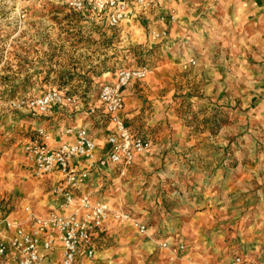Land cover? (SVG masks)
<instances>
[{
    "label": "rangeland",
    "instance_id": "374dc122",
    "mask_svg": "<svg viewBox=\"0 0 264 264\" xmlns=\"http://www.w3.org/2000/svg\"><path fill=\"white\" fill-rule=\"evenodd\" d=\"M189 1L169 3L161 16L158 5L149 8L148 16L139 12L111 27L52 0H0L1 215L27 213L26 206L41 208L51 193L56 194L48 179L29 174L22 147L39 139L36 130L43 128L55 136L61 127L87 126L96 142L103 144L109 131L107 115L98 106L104 74L147 66L153 72L141 82L152 96L145 93V102L157 105L144 112V117L156 119L142 130L152 139L151 152L127 168L121 165L120 171L93 175L86 184L90 192L94 189L93 196L129 212L145 224L146 231L108 218L105 223L110 225L96 239L95 257L85 264H236V256L264 264L263 218L251 219L258 221L254 224V238L260 240L254 243L260 244L257 249L250 244L243 248L248 244L239 239L197 238L198 233L176 239L163 228V218H192L209 198H224L219 185L237 184L241 176L246 182L241 191L227 194L264 201V0H225L227 22L218 19L214 27L202 22L201 40L198 33L189 38L188 31L180 36L173 30L178 24L190 26L185 12L191 7L207 17L217 3H223ZM249 7L256 13L242 15L241 9ZM163 29L166 37H153ZM199 40L208 48L206 56L198 49ZM212 72L225 83L220 96L218 83L209 81L217 74ZM52 88L74 94L78 111L65 107L34 114L10 104ZM54 121L57 129L52 128ZM250 164L258 168L256 177L244 170ZM240 166L245 175L237 169ZM181 239L184 249H178ZM224 243L234 247L224 248Z\"/></svg>",
    "mask_w": 264,
    "mask_h": 264
},
{
    "label": "built area",
    "instance_id": "2783aa9c",
    "mask_svg": "<svg viewBox=\"0 0 264 264\" xmlns=\"http://www.w3.org/2000/svg\"><path fill=\"white\" fill-rule=\"evenodd\" d=\"M52 1L75 13L93 16L111 27H117L123 21L137 17L139 12L141 14L158 5L162 10L168 9L169 3L179 0ZM166 36L165 29L153 35L154 38ZM152 72L147 66L122 68L115 72L112 81L103 82L99 104L111 125L106 136L109 144L107 156L98 155L96 139L87 126L64 127L57 144H54L51 133L38 128L39 139L23 144L22 150L33 176L60 175L52 190L63 197V211L50 210L39 215L26 206L24 209L35 224L31 228H26L17 219L0 215V264H84V260L95 257V239L108 218L126 221L138 232L146 231L145 224L129 212L113 209L105 200L93 199L84 186L90 177V170L95 166H105L111 161L127 168L137 155L151 148V141L133 134L120 113L125 106L124 89L132 81L143 80ZM78 103L74 94L52 88L36 96L17 98L10 104L16 109L46 114L56 109L76 107ZM90 111H95V108L90 107ZM164 246H167L166 242ZM184 247L181 243L178 249ZM53 252L58 254V259L51 257ZM235 263L255 264L242 256H236Z\"/></svg>",
    "mask_w": 264,
    "mask_h": 264
},
{
    "label": "crops",
    "instance_id": "0c3cea01",
    "mask_svg": "<svg viewBox=\"0 0 264 264\" xmlns=\"http://www.w3.org/2000/svg\"><path fill=\"white\" fill-rule=\"evenodd\" d=\"M205 0H203L200 4H203ZM223 5L219 3L218 6H216V10H213L210 14L207 13V17L204 15H200V11L198 8H196V12H193L192 9L193 7H191L187 13V15L189 16V18H187V25L190 24V26H186L183 27L182 25H177L176 29L173 30V34L175 35H180L183 36L184 35V31L187 32L188 31V36L189 38H195L196 34L198 33L199 36L198 39L201 38V36H204V30L203 27H205L203 25L202 22H205L206 24H210L211 27L218 26L219 20L221 19L223 20V22H227L226 21V16L230 15L229 14V7H225L227 4L225 3V0H221ZM244 3V0H238V2ZM188 3H192L191 1L187 0ZM249 4H251V2H249ZM232 9V8H231ZM236 9V7H235ZM153 10V9H152ZM159 10L158 13H160L159 16H161L162 14V9H157ZM149 11L150 9H147L143 12V15H149ZM249 13H256V12H252V9L249 7L247 9L242 8L241 9V14L242 15H246ZM193 19L192 21H189V19ZM228 18V17H227ZM230 19V18H229ZM232 20L233 17H232ZM163 22V21H162ZM235 22V20H234ZM164 24V23H162ZM189 30L194 31L192 34H195L192 36V34H190ZM213 31V29H211V32ZM202 32V34L200 33ZM201 40V39H200ZM198 41L197 45L199 46L198 49L201 53H203L206 56L207 53V46L206 45H200L201 41ZM206 58V57H204ZM212 60V59H210ZM217 72H212V74L214 75ZM107 74H104V79L112 81L114 79L115 75L112 76H106ZM151 77L148 76L147 78ZM221 77L219 73L215 74L212 78H210L209 81H213V82H217L219 85V91H218V95H222L223 92L225 91V83L224 81H221ZM134 80L132 81L125 89H124V100H125V106L124 109L122 110V112L120 113V115L123 117V119L125 120L126 124L128 125V127L130 129H132V133L133 134H137V135H145L143 134L144 132L143 127L145 125V123L149 124V123H154V121H156V119L154 117H150L147 118L146 116L144 117V112H148V111H152V107L155 108L157 107V105L151 106V103H147L145 102V93H148V96H152V93L150 90H147V88L143 85L144 82L141 81H146L147 80ZM105 80V81H106ZM154 82H152L150 85L151 87H153ZM156 91H154L155 93ZM153 103V101H152ZM79 105V104H78ZM78 105L76 107H74V111H78ZM99 107H101V105H98ZM149 108H148V107ZM73 108V107H72ZM71 108V109H72ZM81 109V108H79ZM73 111V110H72ZM147 121V122H145ZM140 124L139 128H137V130L135 129L134 126ZM107 129L111 128V125L109 124V122L107 121ZM59 127V125H57V123L54 121L52 122V128H56ZM64 127H61L59 130V132L57 133V135L53 136L54 138V144H57L59 138H61V130ZM57 129V128H56ZM135 131V132H134ZM138 132V133H136ZM142 132V133H140ZM147 136V135H146ZM58 138V139H57ZM146 138V137H145ZM151 141V148L149 150H147L146 152L139 154L136 156L135 161L137 159L138 162H140V158H144V156H146L147 154H149L151 152V149L153 147V142L152 139L148 138ZM163 140H165L166 138H162ZM156 149V148H154ZM109 150V144L104 141L103 144H98L97 142V153L100 157H105L107 156ZM23 151V150H22ZM25 157V156H24ZM26 160V159H25ZM27 162V160H26ZM256 164H250V168H244L245 171H249L248 174H252L254 175V177L257 176V173H255V171L258 170V168H256L255 166ZM27 166H28V170L30 171L29 174L31 176L32 172H31V168L27 162ZM121 164L119 163H113V162H108L105 166H98L92 170H90V177H92L94 175H101V174H110L112 173V171L121 170ZM242 166H240L239 171H242ZM250 171H254V173H250ZM132 172V171H131ZM241 175H245V172L242 171ZM250 175V176H252ZM35 177V176H34ZM60 175L59 174H49L40 178H45L46 180L48 179L50 182L49 187L52 188L54 186V184L57 183L58 179H59ZM89 177V180H90ZM129 177V183L132 180V174L129 173L128 175ZM134 177V176H133ZM246 177H248V175H246ZM243 176H241L237 182V184H233V183H228V182H224L222 184L219 185V190L220 192H224V198H209L208 199V203L204 204L203 207H200L201 210L197 211L192 218H163L162 221H164V225L163 228H165L166 233H169L170 236L172 238H183L185 236H190L191 234L194 233H198L199 236H197V238H218L219 241L221 242V240L225 239V240H234V239H239L242 240V242L245 241V244L248 245H242L243 248H247L250 244V246L253 247V249H257L258 247H260L259 243L257 245H255V242H259L260 240L255 239V235L257 233V229L254 226V224H256L258 221H251L252 218H263L260 221V224L264 225V201H256L254 199H239V198H231L230 197V193L231 192H236L239 190L241 191V187L243 186L242 183L246 184V182L242 181ZM88 180V181H89ZM239 187V188H238ZM84 189L89 191L86 188V185L84 186ZM94 190L92 187L90 188V190ZM90 193L93 194L94 191H92ZM96 191V190H95ZM227 192H229V194H227ZM223 194V193H222ZM95 196V194H94ZM93 197V199L96 200H105L107 201L112 208L113 207L112 203H110L106 198H99L97 196ZM229 196V197H228ZM63 198L61 195H57V194H52L51 193V197L49 199V201H47L46 203H44L43 205H40L41 208L37 207L34 208L33 210L31 209V211L34 214H39V215H44L46 214L48 211L50 210H57V211H63ZM30 207V206H29ZM260 208V209H259ZM259 213L261 214V217L259 215ZM1 215V214H0ZM4 215V214H3ZM5 216H9V217H13V218H18L17 216H20V218H23V224L26 228H31L33 227L35 224L33 222V220H31L29 218V214L28 213H24V214H20V212H11L8 215ZM210 218L213 219V224H210ZM214 218H218L219 220L216 221ZM239 218V219H238ZM110 225V222H107L104 224L102 230L100 232H102L103 230L106 229V227H108ZM209 227H212L211 229ZM154 232V230H152ZM99 232V234H100ZM205 232H209L208 235L205 234ZM182 233V234H181ZM202 233V235H201ZM98 234V236H99ZM98 236L96 237V239L98 238ZM96 239H95V245H96ZM182 240H180V244L182 243ZM250 241V242H248ZM255 245V246H254ZM59 245L56 246V248H58ZM231 247L234 246H230L226 243H224V248L230 249ZM51 257H53V259H58V254H56L55 252L52 253ZM250 261V260H248ZM255 262V264H257V262L255 260H252ZM85 264V262H84Z\"/></svg>",
    "mask_w": 264,
    "mask_h": 264
},
{
    "label": "bare ground",
    "instance_id": "6f19581e",
    "mask_svg": "<svg viewBox=\"0 0 264 264\" xmlns=\"http://www.w3.org/2000/svg\"><path fill=\"white\" fill-rule=\"evenodd\" d=\"M30 193V192H29ZM12 219H13V217H12Z\"/></svg>",
    "mask_w": 264,
    "mask_h": 264
}]
</instances>
